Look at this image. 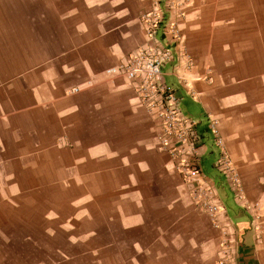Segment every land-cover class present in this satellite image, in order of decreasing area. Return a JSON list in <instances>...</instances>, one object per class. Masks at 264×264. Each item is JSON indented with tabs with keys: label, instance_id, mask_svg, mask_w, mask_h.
Returning <instances> with one entry per match:
<instances>
[{
	"label": "crops",
	"instance_id": "obj_1",
	"mask_svg": "<svg viewBox=\"0 0 264 264\" xmlns=\"http://www.w3.org/2000/svg\"><path fill=\"white\" fill-rule=\"evenodd\" d=\"M149 6L0 0V264H215L224 254L155 120L126 78L106 73L147 43ZM186 7L178 27L193 95L169 64L164 79L196 121L201 166L213 157L219 180L202 170L224 189L236 264L237 247L239 264H264V0ZM211 126L238 173V201L214 167Z\"/></svg>",
	"mask_w": 264,
	"mask_h": 264
},
{
	"label": "built area",
	"instance_id": "obj_2",
	"mask_svg": "<svg viewBox=\"0 0 264 264\" xmlns=\"http://www.w3.org/2000/svg\"><path fill=\"white\" fill-rule=\"evenodd\" d=\"M190 2L150 0L149 9L139 16L147 43L126 53L122 61L106 73L130 82L141 106L156 122L159 148L169 152L174 159L175 168L187 187L190 203L198 213L208 217L213 228L221 229L220 245L230 244V224L224 205L214 183L202 170L199 151L202 140L196 130V121L182 110L181 96L165 81L163 74L164 66L171 65L172 74L186 93L193 95L188 77L193 63L178 27V20L184 16ZM211 131L219 149L214 167L223 176L234 198L240 200L243 195L238 173L223 147L222 137L215 127L211 126ZM235 256L234 250L229 254L224 252L215 264H236Z\"/></svg>",
	"mask_w": 264,
	"mask_h": 264
},
{
	"label": "rangeland",
	"instance_id": "obj_3",
	"mask_svg": "<svg viewBox=\"0 0 264 264\" xmlns=\"http://www.w3.org/2000/svg\"><path fill=\"white\" fill-rule=\"evenodd\" d=\"M189 112L191 113V110H189ZM195 110L193 108V111H192V115L195 116ZM212 160H213V157L210 156V154H207L205 157H203V160H202V168L204 169V173L214 179H216V181L219 180V175L216 174L213 169H212V166H211V163H212ZM218 191H219V194L221 197H224L223 193H224V189L222 190V188L220 186H218ZM238 201V200H237ZM227 203V207L229 209V211L231 210L232 206H231V203L230 202H226ZM227 215V214H226ZM228 216V215H227ZM227 222H229L230 224V228H229V234H228V237L230 240V244L228 242H225V244L223 245H220L221 246V251L225 252V253H231V251L233 250V247H234V243H235V240H234V234H235V228L232 224V221L230 220V218L228 217V220ZM220 231V235H221V229H219ZM221 238V237H220ZM222 240V239H220ZM230 245V246H228ZM226 246V247H225Z\"/></svg>",
	"mask_w": 264,
	"mask_h": 264
},
{
	"label": "water",
	"instance_id": "obj_4",
	"mask_svg": "<svg viewBox=\"0 0 264 264\" xmlns=\"http://www.w3.org/2000/svg\"><path fill=\"white\" fill-rule=\"evenodd\" d=\"M237 264H239V250H238V247H237Z\"/></svg>",
	"mask_w": 264,
	"mask_h": 264
}]
</instances>
